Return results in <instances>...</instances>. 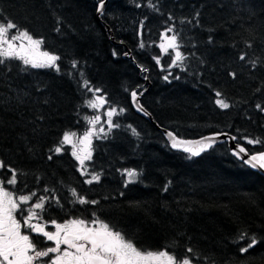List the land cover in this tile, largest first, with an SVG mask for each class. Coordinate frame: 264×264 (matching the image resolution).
Wrapping results in <instances>:
<instances>
[{
  "label": "trees",
  "instance_id": "trees-1",
  "mask_svg": "<svg viewBox=\"0 0 264 264\" xmlns=\"http://www.w3.org/2000/svg\"><path fill=\"white\" fill-rule=\"evenodd\" d=\"M152 3L159 12L147 6L148 0H109L97 20V0H0V21L11 20L43 38L41 50L61 57L60 72L22 70L18 60L7 62L11 71L0 66V159L24 173L18 176L17 192L39 196L47 195L44 187L56 190L61 206L46 203L44 218L92 220L95 213L141 249L167 250L177 258L190 255L193 264H264V179L234 160L224 144L198 158L170 151L128 102L131 91L147 90L141 106L177 137L224 132L237 137L249 153L264 151V144L249 145L244 139L264 140V112L256 108L264 106V0ZM185 18L193 22L182 24ZM172 24L187 59L165 80L170 58L160 56L157 44ZM126 51L131 61L122 58ZM244 52L257 60L255 68L239 60ZM72 60L79 61L78 69L71 68ZM79 72L102 89L100 95L109 102L104 110L125 109L113 117L119 127L92 141V160L86 165L101 173V180L91 185L84 183L69 151L47 158L65 131L80 135L90 127L84 117L93 114L86 106L92 93L81 87ZM230 72L237 73L235 79ZM216 91L229 109L215 104ZM124 169L141 173L127 187ZM70 188L99 203H74ZM243 231L260 240L245 253L240 248L247 240L233 242ZM188 247L193 254L186 253Z\"/></svg>",
  "mask_w": 264,
  "mask_h": 264
},
{
  "label": "snow or ice",
  "instance_id": "snow-or-ice-1",
  "mask_svg": "<svg viewBox=\"0 0 264 264\" xmlns=\"http://www.w3.org/2000/svg\"><path fill=\"white\" fill-rule=\"evenodd\" d=\"M104 6L105 0H97V12L101 16L103 15ZM147 6L156 12L160 11L157 5L152 3V0H148ZM137 7H140V5L137 4ZM0 16H2V13H0ZM199 16L200 13L196 12L193 17L196 26H199ZM146 19L147 17H145ZM169 20L174 21V17L169 15ZM56 22L58 26L55 31L59 33L61 31L59 27L62 23L61 18L57 16ZM192 22L187 18L181 20L182 24H191ZM143 24L144 22L141 21V29H143ZM14 29L16 30L15 34L10 35ZM16 41H20L19 45ZM208 42H213L211 35ZM44 43L43 38H35L27 29L21 30L15 22L11 20L0 21V66H4L8 71H11V66L7 62L18 60L25 66V69L22 70L31 67L49 68L60 72L58 61L61 60V57L49 51L41 50ZM139 46L143 48L145 44L141 41ZM157 46L163 54H169L171 50L173 55L168 65L169 68L183 67L187 56L181 51L183 45L180 40V33L176 30L174 24L167 26L161 32L160 43ZM247 47L250 48L251 44H247ZM113 54L115 55V52ZM154 59L159 65L161 57L157 56ZM239 60L246 61L252 68L257 66V60H249L246 52L240 54ZM78 66L79 61H71L72 69H78ZM141 70L147 71L146 68ZM67 74L72 75L71 72ZM79 75L81 77V87L93 94V98L86 101L87 107L98 110L109 103L105 95H100L102 89L94 88L91 82L84 77L83 72H79ZM170 75L169 72L164 79L167 80ZM229 75L235 79L237 73L230 72ZM142 94V92L139 93V95ZM215 96L217 97L215 104L220 109L230 108V104L225 99L220 98L222 97L221 92L216 91ZM131 98L133 103L136 104L137 110L145 112V109L138 103V92L136 90L131 92ZM256 108L264 112V106L261 104H257ZM124 111L123 108L117 110L115 107L110 106L105 112L109 131L112 128L119 127L118 123H114L113 117L122 114ZM145 114L147 113L145 112ZM84 119L90 127L79 136L74 131H65L58 144L49 149L51 154L47 158L52 160L53 156L63 154L66 146H71V155L78 161L79 167L77 170L82 177H86L84 183L91 185L99 183L101 180V173L89 171L88 165H86V161L92 160V141L94 138H106L107 133L103 126L99 129L96 127L101 120L99 115L91 118L85 116ZM132 131L134 134L139 135L135 129H132ZM166 135L171 142V147L187 153V158L190 159L198 157L201 153L212 148L216 143V136L220 134L203 137L196 141L180 139L172 132H167ZM231 139L237 140V137L233 136ZM244 139L249 145L264 144V140L260 138L250 139L245 137ZM233 155L241 159L248 157L245 162L250 164L251 167L264 169V151L249 154L248 149L238 143L233 150ZM0 170L11 173L10 178H7L6 181L0 179V264H193V256L190 255L177 258L175 253H170L167 250L153 251L137 247L133 241L126 239L120 231L114 230L109 224L96 217L95 213H93L94 218L92 220L75 218L63 223L52 220L50 223L54 226L55 231H49L47 230V222L43 221L42 213L45 210L46 203L49 205L55 203L61 206L60 199L55 194L56 190L44 187L43 192L47 195L38 196L36 191H31L29 194L17 196L16 193L9 191L4 185L7 183L15 186L18 183V176H22L24 173L6 164L3 159H0ZM121 174L126 177L125 187L128 184L135 183L141 175L134 169H124ZM38 182L39 177H37ZM166 190L167 185L165 186ZM69 191L74 198V203L81 205L99 203L97 200L87 199L76 188H70ZM34 197L36 198L35 202L29 204ZM23 205H29V207L24 209ZM25 210L27 211L26 216L23 214ZM18 212L23 223H21V219L17 218ZM22 228H27L32 233L43 236L47 241H52L54 246L39 248L29 234L22 232ZM245 240L248 242L246 246L240 248L241 253L248 252L249 249L260 242L255 234L249 235L247 231L238 234L233 242L240 243ZM62 245L65 247L62 248ZM186 253L193 254L194 249L188 247ZM45 257H48L47 261L43 259Z\"/></svg>",
  "mask_w": 264,
  "mask_h": 264
},
{
  "label": "water",
  "instance_id": "water-1",
  "mask_svg": "<svg viewBox=\"0 0 264 264\" xmlns=\"http://www.w3.org/2000/svg\"><path fill=\"white\" fill-rule=\"evenodd\" d=\"M108 2H109V0H105V6H104V9H105V7H106V5H107ZM103 11H104V10H103ZM95 16H96V19H97V20H99V18H100V16H101V15L97 12V5H96V13H95ZM107 32H108V36H109V40H110V42H111L112 44H114V42L112 41V38H111V33L109 32L108 29H107ZM122 58H124V59H128V60L131 61V57H130V55H129V52H127V51L122 55ZM147 84H148V83H147V81L145 80V85H147ZM146 91H147V90L143 91L142 93L145 94ZM131 92H132V91H131ZM131 92H130L129 95H128V102H129V106H130L132 112H133L136 116H138V117L144 119L145 121H147V123H148L152 128H154L156 131L159 132V134L161 135L163 141L166 143V145H167V147H168V149H169L170 151H172V152H176V153H180V154H185V155L188 156L187 153H184L183 151H180V150H178V149H173V148L171 147V142H170L168 136L166 135V133H167V132H170V131H168V130H164V129H161V128L157 127V125L155 124L154 120L152 119V117L150 116V114H149L146 110H145V112H146L147 114H145V112H141V111H138V110H137V106H136V104H134L133 101H132V98H131ZM143 94H142V95H143ZM142 95H139V93H138V103H139V105H141V104H140V98L142 97ZM216 134H220V135H217V136H216V143L213 145L212 148L224 144L225 147H226V149H227L228 154H229L234 160H236L237 162H239L240 164H242L244 167H246V168L249 169L250 171H252V172L258 174L259 176H261V177L264 179V169H259V168H253V167H251L250 164H248V163L245 162V160H247L248 157H244V159H241V158H239V157L233 155V150L235 149L237 143H236V140H232V139H231V137H233V136H231V135H229V134H227V133H224V132H219V133H218V132H216V133L205 134V135H202V136H200V137L193 138V139H188V138H180V139H183V140H190V141H196V140H200V139L203 138V137L214 136V135H216ZM212 148H210V149H212ZM210 149H208V150H206L205 152L201 153V155L204 154V153H206V152L209 151ZM254 153H257V152H254ZM249 154H252V153H249ZM201 155H200V156H201ZM200 156H198V157H200ZM198 157H192V158H198Z\"/></svg>",
  "mask_w": 264,
  "mask_h": 264
},
{
  "label": "flooded vegetation",
  "instance_id": "flooded-vegetation-1",
  "mask_svg": "<svg viewBox=\"0 0 264 264\" xmlns=\"http://www.w3.org/2000/svg\"><path fill=\"white\" fill-rule=\"evenodd\" d=\"M10 175H11V173H9V172H7L6 170H0V179H4L5 181L7 180V178H10ZM9 191H12V192H14V193H16V195L18 196V195H20V194H22V193H19V192H17V186L15 185V186H12V185H8L7 183H5V185H4ZM26 195V194H25ZM35 197L33 198V201H31V202H29V204H31V203H33V202H35ZM24 209H27L28 207H29V205H23L22 206ZM25 216L27 215V211L25 210L24 211V213H23ZM17 218L18 219H21V223H23V221H22V217H21V215H20V213L18 212L17 213ZM71 218H67V217H60V218H51V219H47V218H44L43 217V221L44 222H47V230H49V231H55V228H54V226L50 223V221H52V220H55L57 223H63V222H65V221H67V220H70ZM35 222V221H34ZM22 230V232L23 233H25V234H29L32 238H33V241L35 242V243H37V246L39 247V248H46V247H49V246H54V243L52 242V241H47L43 236H41V235H38V234H36V233H32L29 229H27V228H22L21 229ZM63 247H65V246H63L62 245V248ZM50 255H52V256H54L55 254H50ZM45 261H47L48 260V257H45V258H43Z\"/></svg>",
  "mask_w": 264,
  "mask_h": 264
},
{
  "label": "rangeland",
  "instance_id": "rangeland-1",
  "mask_svg": "<svg viewBox=\"0 0 264 264\" xmlns=\"http://www.w3.org/2000/svg\"><path fill=\"white\" fill-rule=\"evenodd\" d=\"M14 34H15V32H14ZM16 42H20V41H16ZM25 43H26V41H25ZM160 43V40H159V42H158V44ZM157 44V45H158ZM158 47V46H157ZM158 50H159V54H160V56L161 57H169L170 58V61H169V64H170V62H171V58H172V53H171V50H170V53L169 54H163L162 53V51H161V49L158 47ZM172 68H179V67H172ZM172 68H169L168 66L164 69L165 71H164V74L165 75H168L169 74V70L170 69H172ZM93 98V94L91 95V97H90V99H92ZM88 108V110L90 111V113H93L91 116H90V118L91 117H94V116H96V115H99L100 117H101V120H100V123L99 124H97L96 125V127H97V129H99L101 126H103L104 127V129H105V132L106 131H108V125H107V123H106V120H107V117L105 116V112L108 110V109H106V110H104L103 108H100V109H92V108H89V107H87ZM101 110V111H100ZM80 135H82V134H80ZM102 136H103V134H101ZM79 136V135H78ZM101 139V138H100ZM65 150H67V151H69L70 152V154H71V146H66V149ZM72 156V155H71ZM73 157V156H72ZM74 158V157H73ZM74 160H75V158H74ZM75 162L77 163V166L79 167V165H78V161H76L75 160ZM87 162V161H86ZM80 174V173H79ZM123 178H124V183H125V180H126V177L125 176H123ZM31 202V201H30Z\"/></svg>",
  "mask_w": 264,
  "mask_h": 264
},
{
  "label": "bare ground",
  "instance_id": "bare-ground-1",
  "mask_svg": "<svg viewBox=\"0 0 264 264\" xmlns=\"http://www.w3.org/2000/svg\"><path fill=\"white\" fill-rule=\"evenodd\" d=\"M156 124V123H155ZM157 125V124H156ZM157 127H159L158 125H157ZM160 128V127H159ZM161 129H163V128H161ZM164 130H166V129H164ZM169 131V130H168Z\"/></svg>",
  "mask_w": 264,
  "mask_h": 264
}]
</instances>
